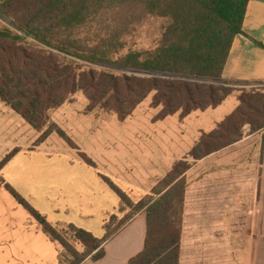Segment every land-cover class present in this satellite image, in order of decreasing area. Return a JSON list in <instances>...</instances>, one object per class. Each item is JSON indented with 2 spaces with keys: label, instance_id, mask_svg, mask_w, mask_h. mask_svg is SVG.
Instances as JSON below:
<instances>
[{
  "label": "trees",
  "instance_id": "obj_1",
  "mask_svg": "<svg viewBox=\"0 0 264 264\" xmlns=\"http://www.w3.org/2000/svg\"><path fill=\"white\" fill-rule=\"evenodd\" d=\"M114 1H0V19L8 20L10 25L0 28V101L41 132L39 144L56 133L77 149L49 121V113L78 92L88 101V112L104 110L121 122L153 93L150 108L159 109L153 118V122H158L175 114L184 119L192 112L214 109L236 91L231 88L233 83L222 79V72L235 37L248 38L242 30L248 0H140L144 17L162 21L160 40L152 49L130 51L113 62L110 56L117 50L110 41L106 43L98 37L96 41L100 43L89 46L91 41L82 43L71 38L69 32L102 20L97 9ZM98 24L109 29L102 21ZM101 32L104 34V29ZM106 32L127 34L119 28ZM254 43L263 48L261 43ZM257 92L241 91L236 110L213 131L201 133L189 153L176 161L139 202L130 201L108 177L100 175L120 199L119 208L124 207L125 200L134 208L113 232H106L105 223V234L100 239L71 224L52 226L12 187L5 188L43 233L69 253L67 264L101 259L103 244L142 210L147 225L144 248L128 264H179L185 174L194 163L244 138L239 128H234L239 117L261 116L243 122L242 126L250 125L249 135L264 129V93L255 95ZM13 156L8 155L1 166ZM78 156L86 165L95 167L86 154L79 152ZM72 243L81 244L85 251L79 254ZM60 253L58 263L62 264Z\"/></svg>",
  "mask_w": 264,
  "mask_h": 264
},
{
  "label": "crops",
  "instance_id": "obj_2",
  "mask_svg": "<svg viewBox=\"0 0 264 264\" xmlns=\"http://www.w3.org/2000/svg\"><path fill=\"white\" fill-rule=\"evenodd\" d=\"M242 30L248 38L238 35L233 40L222 79L238 84L235 89H264V0H248ZM254 41L261 43L263 48ZM237 107L235 91L214 109L192 112L181 121L179 114H175L163 121L150 123L157 127V123L167 124L170 120L166 128H173L174 135L161 142L151 141L148 147L141 144L144 150L137 151L142 171L138 179L148 180V185L143 186L140 181L129 184L125 177L119 183L121 188L113 183L130 201L134 200L131 187L133 191L138 189L141 195H147L155 186V181L164 178L172 165L183 159L196 145L201 133L213 131ZM251 136L254 134L248 137ZM243 143L258 146L259 150L260 147L264 148L262 140L244 138L194 163L185 174L187 187L182 213L179 264H230L232 259L237 258L241 259V264H264V170L239 171L234 167L231 169L230 165L223 166L225 162H222L228 159L226 151L235 152V147ZM16 156L4 168L19 163ZM78 165H81L79 161L68 159L59 171L39 170L29 174L25 171L19 176L27 180L31 192L35 191L39 202L43 203H35L34 209L52 226L71 224L100 239L105 234L103 226L106 219L115 215L110 213V204L107 202L110 200V188L104 183L108 188H105V192L104 187L94 192L91 185V191L86 192L94 180L91 176L90 182H86L82 175L72 170ZM195 174L197 176L192 178ZM100 175L96 174L97 180L101 179ZM97 183L100 185V182ZM100 196L107 197V201L104 202L103 198L100 202ZM115 204L113 211L121 205L119 198ZM255 206L258 208L257 213H254ZM92 220L95 221L94 225L90 222ZM242 225L247 233L246 246L240 251L238 243L243 238L239 239L237 228ZM254 227L260 228V236L256 238L254 235L249 239L248 234L255 232ZM146 229V215L142 210L103 244L104 254L101 259H86L81 264H128L142 252ZM250 241L261 242V246L251 250L248 246ZM58 256L59 245L43 233L27 210L16 202L4 186H0V264H59Z\"/></svg>",
  "mask_w": 264,
  "mask_h": 264
},
{
  "label": "rangeland",
  "instance_id": "obj_3",
  "mask_svg": "<svg viewBox=\"0 0 264 264\" xmlns=\"http://www.w3.org/2000/svg\"><path fill=\"white\" fill-rule=\"evenodd\" d=\"M97 10V14L102 20L98 19L88 25L73 30L71 33L69 32V34L71 38H76L82 43L87 40L91 41L88 44L89 46L99 44L100 42L96 41L98 37L104 38L106 43L110 41L111 44L115 45L114 47L117 50L110 56L113 62L119 60L124 54L130 51L152 49L160 40L162 21L144 17V7L140 0H115L111 3L105 2ZM101 21L109 29L98 27V23ZM9 26L8 20L0 19V28ZM112 28L115 30L119 28L122 31H126L127 34H106V31L113 30ZM103 29L104 34L101 32ZM236 86L239 85L231 84L232 89H235ZM251 89L258 91L255 95L264 93V89L260 87L237 88L235 89L238 92L237 97L241 91L249 92ZM152 97L153 93L138 106L129 118L121 122L115 114L104 110L96 109L88 112V101L85 96L82 92L76 93L69 101L49 113V121L61 129L77 149H72L71 146H68L64 139L56 133L50 134L43 143L39 144L38 140L41 132L35 131L20 116L0 101V186L5 187L9 184L33 209H36L35 203L38 204L41 201L39 202L35 191L31 192L32 190L27 180L19 175L25 171L27 174L37 173L39 170L59 171L63 169V165L68 159L77 160L81 163V165L74 166L72 170L82 175L84 181L90 182L92 176L94 183L90 184L86 192L91 191V185H93L94 192L98 188L103 187L105 192V188L107 187L101 182V179H96V174L99 173L108 177L118 187H120L119 183L122 177H125V181L129 182V184L133 185L136 181H140L143 186H147L148 180L144 178L142 180L138 179L139 175H142V171L141 167L139 168L140 164L137 151L144 150V148L140 147L141 144L148 147L151 141L158 140V142H161L174 135L173 128H166L170 125V120L167 121V124L157 123V127L150 125L158 110L150 108ZM258 118H261V116L259 117L254 114L243 119L239 117L234 123V128H239L240 132H242V137L246 139L255 138V140H262L264 143V129L254 134V136L248 137L250 136V125L244 124L242 126L245 120H257ZM179 120L181 121V119ZM235 148V152L233 150V152L230 150L226 151L225 156H228V159L225 161L222 160V162H225L223 166L230 165L231 169L234 167L239 171L264 170L263 147H260L259 150L258 146L243 143ZM79 152L86 154L94 162L95 167L93 168L83 163L78 156ZM11 154H14V157L18 155L16 156V160L19 163H13L10 167H6V169L1 166V162ZM55 157L58 158L55 159ZM47 161L53 162L47 164L45 163ZM200 170L203 169H196L195 171ZM92 173L95 177H93ZM195 176L197 174L193 175L192 178ZM161 179L156 180L155 185ZM97 182H100L102 186ZM139 189L141 188L139 187ZM108 192L110 193V196H108L110 200L107 201V197L104 196V202L107 201L110 204V213L116 215L113 217L109 216L105 221L106 232L111 233L129 218L134 208L133 205L129 206L130 204L125 200L124 207L119 208V205L116 211H113V207L116 208L115 200H118V198L112 190L108 189ZM139 192L138 189L133 191L131 187V196L134 199L132 202L137 203L146 196L141 195ZM148 194H150V191ZM103 198L102 196L99 197L100 202H102L101 199ZM256 207L254 213L258 211ZM93 220L90 222L94 225L95 221ZM244 228L243 225L237 228L239 239L243 238L238 243L240 251L244 250L246 246L245 234L247 232H244ZM253 230L255 232L248 234L249 239L254 235H256V238L260 236V228L254 227ZM72 245L79 254L85 251L81 244L72 243ZM248 246L251 250H256L261 246V242L250 241ZM59 251L61 252L62 264H67V260H70L71 256L60 246ZM240 262L241 259L237 258V260L232 259L230 264H241Z\"/></svg>",
  "mask_w": 264,
  "mask_h": 264
}]
</instances>
